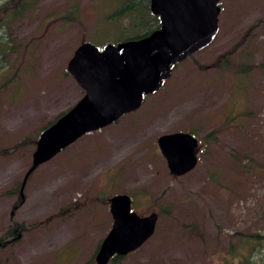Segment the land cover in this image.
<instances>
[{
	"label": "rangeland",
	"instance_id": "1",
	"mask_svg": "<svg viewBox=\"0 0 264 264\" xmlns=\"http://www.w3.org/2000/svg\"><path fill=\"white\" fill-rule=\"evenodd\" d=\"M220 4L212 43L138 109L40 164L23 195L44 126L84 94L68 70L76 47L142 33L148 11L118 14L122 0H36L3 24L13 50L0 72V264H97L117 192L139 213H159L125 264H226L231 243L263 225L264 0ZM189 129L199 160L176 175L158 137Z\"/></svg>",
	"mask_w": 264,
	"mask_h": 264
},
{
	"label": "water",
	"instance_id": "2",
	"mask_svg": "<svg viewBox=\"0 0 264 264\" xmlns=\"http://www.w3.org/2000/svg\"><path fill=\"white\" fill-rule=\"evenodd\" d=\"M220 0H150V12L160 25L149 33L100 45L83 41L68 61V70L84 94L45 127L37 140L30 174L87 132L102 128L138 109L146 96L160 90L177 64L206 46L219 31ZM158 143L170 170L184 174L199 160L198 137L190 131L159 135ZM113 224L95 255L108 264L115 254L140 247L155 232L159 213L141 214L128 192L109 197Z\"/></svg>",
	"mask_w": 264,
	"mask_h": 264
},
{
	"label": "trees",
	"instance_id": "3",
	"mask_svg": "<svg viewBox=\"0 0 264 264\" xmlns=\"http://www.w3.org/2000/svg\"><path fill=\"white\" fill-rule=\"evenodd\" d=\"M35 1L36 0H4L0 2V30L4 23H7L12 17L22 15L28 8L34 5ZM122 1L123 5L117 11L118 14L129 11H138L140 14H142L141 10L146 7L148 11V14L145 13L146 15H142V20L138 23H142V25L144 24L148 28L142 33L129 34L127 37H124L125 39L143 36L160 25L158 17L153 14V16H151V12L149 13L150 0ZM150 17L151 20H153V24H151V21L149 22ZM12 47L13 46L10 41H7L4 38V35L0 33V72L5 68L2 57L7 54V52L12 51ZM261 66H264V61L261 63ZM59 115L48 122L44 128L51 124ZM189 131L194 133L193 129H189ZM229 252V255L226 257V264H264V222L259 229H255L248 232L246 235L241 236L238 242H232ZM124 256L125 255L115 254L111 261L113 264H125L123 263Z\"/></svg>",
	"mask_w": 264,
	"mask_h": 264
}]
</instances>
